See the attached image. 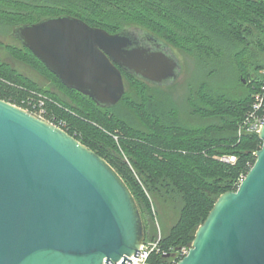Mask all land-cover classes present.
Instances as JSON below:
<instances>
[{"label": "trees", "instance_id": "trees-1", "mask_svg": "<svg viewBox=\"0 0 264 264\" xmlns=\"http://www.w3.org/2000/svg\"><path fill=\"white\" fill-rule=\"evenodd\" d=\"M59 15L110 33L143 29L195 57L198 84L187 97L191 121L182 117L178 105L149 94L152 87L165 85L125 71L127 93L105 107L64 85L21 41L5 47L70 101L0 60V98L30 110L43 100L46 119L102 155L123 178L139 205L147 239L158 233L154 198L172 202L178 211L168 230L160 227L163 245H191L219 196L237 190L262 147L257 132L239 135L238 129L262 85L264 0H0V32L13 35L20 25ZM250 46H260L261 52L253 75L244 60ZM229 68L239 75L227 86L233 91L223 84L212 86L216 73ZM120 102L130 114L118 111ZM225 155L236 161L222 160Z\"/></svg>", "mask_w": 264, "mask_h": 264}, {"label": "water", "instance_id": "water-1", "mask_svg": "<svg viewBox=\"0 0 264 264\" xmlns=\"http://www.w3.org/2000/svg\"><path fill=\"white\" fill-rule=\"evenodd\" d=\"M13 34L64 85L112 107L126 92L123 71L169 86L182 65L143 29L110 33L70 15ZM262 147L237 190L222 193L178 264H264ZM147 238L139 205L120 174L64 128L0 98V264H110Z\"/></svg>", "mask_w": 264, "mask_h": 264}, {"label": "rangeland", "instance_id": "rangeland-1", "mask_svg": "<svg viewBox=\"0 0 264 264\" xmlns=\"http://www.w3.org/2000/svg\"><path fill=\"white\" fill-rule=\"evenodd\" d=\"M18 40L19 39H17L14 34L12 35L8 32H0V41L2 42L0 45V60L9 64L13 69L30 78L40 86L46 89H50L58 93L59 96L65 98L67 101H70V98L67 97L65 92L52 84V82H50L46 76L36 71L28 64L15 59L11 55V53L5 47V44L20 45V40ZM259 48L260 46H250L251 53L244 59L247 63L246 68L249 70L250 75L256 74L255 59L259 58L261 54ZM174 50L182 65V72L180 77L177 79L174 85H169L163 88L152 87L153 89L149 91V94L155 96L156 98H161V101H166L171 106L178 105V107L181 109L180 112L182 114V117L184 119L186 118L185 120L187 121H191L190 119H188L189 106L187 105V97L189 95L190 89L196 87L198 84L197 71L199 72V69L197 68L195 57L191 56L188 53L179 51L178 49ZM248 64L250 66H248ZM235 72L236 71H232V69L230 68L225 69L220 73H216L214 78L209 82H211L212 86L214 87H218L219 85L223 84L224 86L221 87H223L225 90L233 91L231 87L227 86H229L230 83L233 82L234 78H239V75H235ZM241 77L242 76H240V78ZM117 108L121 114H130L123 102H120L117 105ZM153 201L155 206L154 209L156 211L157 219L159 222L157 223V221H154L153 225L156 223L155 226L157 227V229L162 227L168 230L176 222L178 218V211L175 209L172 202L160 203L159 201L157 202V200L154 198Z\"/></svg>", "mask_w": 264, "mask_h": 264}, {"label": "built area", "instance_id": "built-area-1", "mask_svg": "<svg viewBox=\"0 0 264 264\" xmlns=\"http://www.w3.org/2000/svg\"><path fill=\"white\" fill-rule=\"evenodd\" d=\"M31 111H33L39 116L46 118L45 115L47 111L45 109V102L43 100H40L38 106H36L35 109ZM263 123H264V69L262 70L261 89L255 94L250 109L246 113L244 119L240 122L238 133L239 135H242L244 133H251V132L259 133ZM58 126L62 127L61 125ZM221 159L228 162L236 161L235 156H228V155L222 156ZM244 177L245 176L241 177L239 181V185ZM192 247H193L192 244L177 248L164 246L163 234L161 229L158 228V233L156 237L150 239L146 238L145 241L141 244L138 254L130 256L128 264H178L179 261H181L186 255H188ZM110 264H123V258L117 261H112Z\"/></svg>", "mask_w": 264, "mask_h": 264}]
</instances>
